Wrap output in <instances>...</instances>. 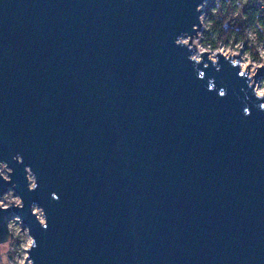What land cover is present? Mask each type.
<instances>
[{"label": "water", "instance_id": "1", "mask_svg": "<svg viewBox=\"0 0 264 264\" xmlns=\"http://www.w3.org/2000/svg\"><path fill=\"white\" fill-rule=\"evenodd\" d=\"M207 1L0 0V197L25 203L0 244L19 215L35 264H264L261 101L176 43Z\"/></svg>", "mask_w": 264, "mask_h": 264}, {"label": "clouds", "instance_id": "2", "mask_svg": "<svg viewBox=\"0 0 264 264\" xmlns=\"http://www.w3.org/2000/svg\"><path fill=\"white\" fill-rule=\"evenodd\" d=\"M262 3H264V0H261ZM186 36H189V34H184L182 35L179 39H177L176 43L178 45H185L189 49L195 48L196 51L190 55V60L195 61V62H201L200 61V56L204 52L209 53V60L213 63L216 64L217 68L219 69L220 65L218 63V59L216 57V53L223 51L222 49H217V50H212V49H205L202 48L198 41L193 40L192 44H189L188 39H185ZM249 36L252 39H255L252 33H249ZM238 53L235 52L234 50L228 53H225V58L229 59L233 65H239L242 70L240 72L241 76H247L249 80H251V83H249V87L253 88L255 97L257 100L261 101V103L258 105V107L262 110H264V87H261L259 83H257L255 80L252 78L255 77L256 75V66H253V69L251 72L247 71V68L240 62L234 59L233 57L237 56ZM260 55L261 57H264V48L260 50ZM207 67V65H205ZM260 67H264V64L260 65ZM204 73L201 71L200 76L202 77ZM220 94L223 96L226 94V89H221ZM245 114H249L250 109L245 108ZM15 160L18 162L23 161V156L21 154H17L16 156L13 157ZM14 172V169L12 167H9V164L7 162H0V177L6 182H11L12 181V173ZM26 173H27V181L29 182V190H35L38 187V179L37 175L34 171V169L31 167V165L26 166ZM55 195V194H54ZM19 195L18 197L14 198H0V210H9L12 207H16L19 209H23L25 207V203L23 200V197ZM5 199H7V203H5ZM41 209L40 213H36L34 210L35 209ZM33 213L35 216L38 218L40 224L46 229L48 227V219L46 215V210L41 207L38 204H33ZM21 216L16 215L13 218L9 220L8 223V228L9 226L16 222L21 220ZM38 247V241L36 237L31 233V229H26L25 232L21 236V244H20V249H19V257L17 259L16 264H23L24 261H27V264H35V258L31 256L32 250L36 249ZM0 264H9L7 260V256L4 252H0Z\"/></svg>", "mask_w": 264, "mask_h": 264}, {"label": "trees", "instance_id": "3", "mask_svg": "<svg viewBox=\"0 0 264 264\" xmlns=\"http://www.w3.org/2000/svg\"><path fill=\"white\" fill-rule=\"evenodd\" d=\"M205 14L209 22V28L203 32L205 47L216 50L223 44L242 41L254 50L248 32L253 30L264 38V3L261 0H210ZM14 245L18 244L14 242Z\"/></svg>", "mask_w": 264, "mask_h": 264}, {"label": "rangeland", "instance_id": "4", "mask_svg": "<svg viewBox=\"0 0 264 264\" xmlns=\"http://www.w3.org/2000/svg\"><path fill=\"white\" fill-rule=\"evenodd\" d=\"M209 1L210 0H208L207 3ZM207 3L205 6L202 7L203 8V16H202L203 30L199 32V35L197 37L192 38V43H193V40H196L198 41L199 45L202 48L210 49L208 47H205L202 43L203 32L209 28V22L205 14ZM249 33H252L255 39H252L249 36ZM185 39H188L190 43L191 38H185ZM248 39L252 41V43L254 44L255 46L254 50L251 49L250 46H247L242 41H238L234 43L233 45L223 44L218 49H222L223 51L221 52H223L224 54L231 52L233 50L237 52L238 55L235 56L234 59H236V57H239V61L247 68L248 72H251L254 65L256 66V70H257L258 68H260V65L264 64V57H261L260 55V50L264 48V38L257 35L253 30H250L248 32ZM253 51L255 52V54L253 53ZM258 83L260 84L261 87H264V78L260 79ZM4 197H7L10 199V198L18 197V195L15 194L14 191L10 190ZM4 197H0V198H4ZM5 203H7V199H5ZM35 210L37 213H40L41 211L38 208ZM10 229H11V237L9 238L7 243L0 244V252H4L6 254L9 264H16L17 259L20 255L19 249H20V244H21V236L25 232L26 228L22 225L20 221H16L12 224ZM14 242H16V244L18 245H14ZM23 264H27V261H24Z\"/></svg>", "mask_w": 264, "mask_h": 264}, {"label": "built area", "instance_id": "5", "mask_svg": "<svg viewBox=\"0 0 264 264\" xmlns=\"http://www.w3.org/2000/svg\"><path fill=\"white\" fill-rule=\"evenodd\" d=\"M12 224H13V223H12ZM12 224L10 225V228H11Z\"/></svg>", "mask_w": 264, "mask_h": 264}]
</instances>
